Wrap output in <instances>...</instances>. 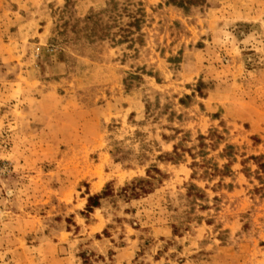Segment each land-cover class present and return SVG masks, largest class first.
<instances>
[{
  "label": "rangeland",
  "instance_id": "374dc122",
  "mask_svg": "<svg viewBox=\"0 0 264 264\" xmlns=\"http://www.w3.org/2000/svg\"><path fill=\"white\" fill-rule=\"evenodd\" d=\"M0 264H264V0H0Z\"/></svg>",
  "mask_w": 264,
  "mask_h": 264
},
{
  "label": "trees",
  "instance_id": "16d2710c",
  "mask_svg": "<svg viewBox=\"0 0 264 264\" xmlns=\"http://www.w3.org/2000/svg\"><path fill=\"white\" fill-rule=\"evenodd\" d=\"M203 2V0H167V4L179 7V8H186L190 5H196ZM135 26L137 27V24H139V20H135ZM155 172H159L155 170ZM148 173V171H147ZM149 182L147 180H138L137 182L133 183L131 187H127L124 189L125 194H129V196L137 197L139 193H146L147 189L146 186H149ZM129 192V193H128ZM106 192H103L101 195H92L87 198V204L86 208L87 211L90 212L91 209L96 208L99 206V200L101 199L102 195H105Z\"/></svg>",
  "mask_w": 264,
  "mask_h": 264
},
{
  "label": "built area",
  "instance_id": "2783aa9c",
  "mask_svg": "<svg viewBox=\"0 0 264 264\" xmlns=\"http://www.w3.org/2000/svg\"><path fill=\"white\" fill-rule=\"evenodd\" d=\"M48 52L52 51V49H47ZM35 58H40L41 57V53L39 51V49H36L35 54H34Z\"/></svg>",
  "mask_w": 264,
  "mask_h": 264
}]
</instances>
